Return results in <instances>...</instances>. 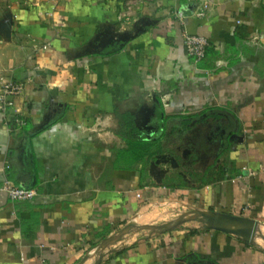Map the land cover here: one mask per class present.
<instances>
[{"label":"crops","instance_id":"crops-1","mask_svg":"<svg viewBox=\"0 0 264 264\" xmlns=\"http://www.w3.org/2000/svg\"><path fill=\"white\" fill-rule=\"evenodd\" d=\"M0 79V264H264V0H0Z\"/></svg>","mask_w":264,"mask_h":264},{"label":"built area","instance_id":"built-area-1","mask_svg":"<svg viewBox=\"0 0 264 264\" xmlns=\"http://www.w3.org/2000/svg\"><path fill=\"white\" fill-rule=\"evenodd\" d=\"M133 0H125V4H130ZM179 20H181V14H177ZM182 43L184 50L188 57L195 62H200L205 57V52L208 47V41L204 37L189 35L185 31L182 32ZM1 81V79H0ZM22 85L16 82L7 81L1 84L0 87V111L5 112L13 106L14 99L21 94ZM165 102V100H163ZM166 106V103H164ZM16 123L24 125L23 120H17ZM264 174V168L259 171ZM0 193L6 195L11 202H27L32 201L37 196L35 189H27L20 186H16L9 181L0 183Z\"/></svg>","mask_w":264,"mask_h":264},{"label":"trees","instance_id":"trees-1","mask_svg":"<svg viewBox=\"0 0 264 264\" xmlns=\"http://www.w3.org/2000/svg\"><path fill=\"white\" fill-rule=\"evenodd\" d=\"M129 147L124 151V157H134L135 160H142L146 157L154 158L162 153V149H159L158 143L155 142H144L140 140H130L128 139Z\"/></svg>","mask_w":264,"mask_h":264},{"label":"water","instance_id":"water-1","mask_svg":"<svg viewBox=\"0 0 264 264\" xmlns=\"http://www.w3.org/2000/svg\"><path fill=\"white\" fill-rule=\"evenodd\" d=\"M10 25H11V18H10V21H9V25L6 27V28H4V31L6 32V34H9V32H10ZM233 137V136H232ZM231 137V138H232ZM159 156H162V155H157V156H155L154 158H155V162H156V164L158 163V158H159ZM221 218H223L224 220H227L229 217H221ZM230 228H231V232L232 233H234V228L232 227V226H230Z\"/></svg>","mask_w":264,"mask_h":264}]
</instances>
